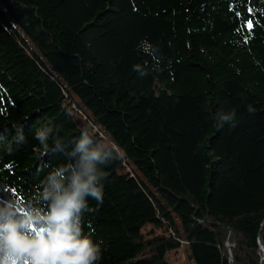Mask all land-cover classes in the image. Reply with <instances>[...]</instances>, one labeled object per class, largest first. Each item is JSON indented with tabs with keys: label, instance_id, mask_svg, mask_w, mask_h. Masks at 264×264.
Instances as JSON below:
<instances>
[{
	"label": "trees",
	"instance_id": "obj_1",
	"mask_svg": "<svg viewBox=\"0 0 264 264\" xmlns=\"http://www.w3.org/2000/svg\"><path fill=\"white\" fill-rule=\"evenodd\" d=\"M92 131L98 264H264V0H0V222L46 213Z\"/></svg>",
	"mask_w": 264,
	"mask_h": 264
},
{
	"label": "clouds",
	"instance_id": "obj_2",
	"mask_svg": "<svg viewBox=\"0 0 264 264\" xmlns=\"http://www.w3.org/2000/svg\"><path fill=\"white\" fill-rule=\"evenodd\" d=\"M248 111L255 109L249 105ZM49 131L38 129L35 133L45 153ZM93 138L92 131L80 139L76 150L83 151L82 169L72 175L66 187L63 179H56L59 172L51 174L55 194L46 213L29 212L19 219L9 216L0 222V264H98L101 260L100 244L83 233L81 214L89 207L88 197L103 203L104 186L100 181L105 173L102 171L98 177L96 162L107 164L117 159L118 153L109 144L106 153L88 149Z\"/></svg>",
	"mask_w": 264,
	"mask_h": 264
},
{
	"label": "rangeland",
	"instance_id": "obj_3",
	"mask_svg": "<svg viewBox=\"0 0 264 264\" xmlns=\"http://www.w3.org/2000/svg\"><path fill=\"white\" fill-rule=\"evenodd\" d=\"M78 118L83 122V124L85 126H87L86 124H88L86 122V119L84 118V116L79 115ZM151 231H155V234H160L162 232H164L163 229L160 228H154L152 225H148L144 228V233L149 234ZM234 244H230L229 245V249L231 250L233 248ZM167 260L171 263V264H186L188 263V259L186 256V253L184 251V248H180L178 250L175 251H171L168 255H167Z\"/></svg>",
	"mask_w": 264,
	"mask_h": 264
},
{
	"label": "snow or ice",
	"instance_id": "obj_4",
	"mask_svg": "<svg viewBox=\"0 0 264 264\" xmlns=\"http://www.w3.org/2000/svg\"><path fill=\"white\" fill-rule=\"evenodd\" d=\"M248 26L251 27V22H249V25Z\"/></svg>",
	"mask_w": 264,
	"mask_h": 264
}]
</instances>
